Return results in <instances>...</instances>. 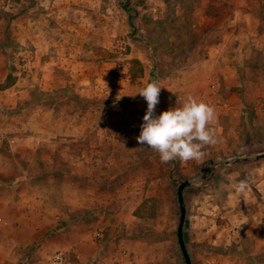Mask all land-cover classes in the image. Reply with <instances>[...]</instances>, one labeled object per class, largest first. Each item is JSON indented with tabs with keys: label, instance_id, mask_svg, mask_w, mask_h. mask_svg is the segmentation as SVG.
Returning a JSON list of instances; mask_svg holds the SVG:
<instances>
[{
	"label": "rangeland",
	"instance_id": "obj_1",
	"mask_svg": "<svg viewBox=\"0 0 264 264\" xmlns=\"http://www.w3.org/2000/svg\"><path fill=\"white\" fill-rule=\"evenodd\" d=\"M234 27L244 37L224 38V45L223 33ZM263 38L264 0H0V135L25 140L6 125L18 123L21 101L38 103L39 78L52 79L65 109L84 110L87 126L73 132L72 146L80 158L75 182L86 188L75 198L85 208L73 218L93 221L86 234L97 249L90 257L85 244L78 257L52 249L34 256L29 248L15 264H43L57 251L69 264H185L178 184L200 176L210 160L264 151ZM151 80L163 87L156 115L189 95L215 107L218 141L204 147L203 159L162 163L137 143L147 110L137 92ZM38 109L45 111L42 103ZM52 156L51 167L63 170L58 152ZM263 171L264 158L216 164L184 188L191 264H264V198L254 186ZM117 220L127 225L114 232L124 242L109 244Z\"/></svg>",
	"mask_w": 264,
	"mask_h": 264
},
{
	"label": "crops",
	"instance_id": "obj_2",
	"mask_svg": "<svg viewBox=\"0 0 264 264\" xmlns=\"http://www.w3.org/2000/svg\"><path fill=\"white\" fill-rule=\"evenodd\" d=\"M234 20L235 17L232 22ZM234 32L235 27L232 31L223 33L224 45V38L228 40L232 36L236 39L244 37L243 32ZM250 32L251 35L248 36L255 40L256 35ZM261 44L264 45V40ZM240 46L243 48L242 43ZM51 80L44 81L39 78L37 82L41 86L37 89V96L40 97L38 103H27V98L21 101V112L14 118L19 124L6 125L10 131L17 134L20 132L25 140L18 144L10 143L6 142L5 135H0V264H15L17 260L26 257V252L31 253L29 248L33 249L34 256L47 251L49 253V249L72 250L78 257H85L84 254L92 257L97 253V249H93L92 243L87 240L86 234L93 221H77L73 218L79 217L76 215L78 210L84 211L85 208H81L75 198L77 192H83L86 188L78 187L75 182V165L80 158L77 156L76 147L72 146L76 139L73 132H81L87 126L81 119L84 118V110L65 109L67 98L63 101L55 96L56 87ZM27 89L29 85L23 89L24 96L30 94ZM49 102L52 104L48 105ZM40 103L45 109L43 112L38 109ZM32 106L36 108H33L38 123L36 127L29 120V108ZM58 106L60 107L57 109ZM3 130L6 132L8 129ZM54 150L59 154L57 158L64 162V169L58 172L51 167L56 164L52 156ZM259 177L262 178L254 186L261 193V198H264V176ZM71 190L72 194L69 193ZM105 215L101 214L102 217ZM60 219L64 222L60 223ZM242 222L243 220L240 224ZM118 226L127 228L120 220L113 223L114 235L109 244L124 242L123 232L114 233ZM85 244L90 252L83 254L80 247Z\"/></svg>",
	"mask_w": 264,
	"mask_h": 264
},
{
	"label": "clouds",
	"instance_id": "obj_3",
	"mask_svg": "<svg viewBox=\"0 0 264 264\" xmlns=\"http://www.w3.org/2000/svg\"><path fill=\"white\" fill-rule=\"evenodd\" d=\"M161 88L158 81L151 80L137 92L147 102L137 143L157 152L162 163L203 159L204 147L218 141L216 129L211 126L218 116L215 107L189 95L179 106L176 101L175 107L156 115ZM240 187H245L243 182Z\"/></svg>",
	"mask_w": 264,
	"mask_h": 264
},
{
	"label": "water",
	"instance_id": "obj_4",
	"mask_svg": "<svg viewBox=\"0 0 264 264\" xmlns=\"http://www.w3.org/2000/svg\"><path fill=\"white\" fill-rule=\"evenodd\" d=\"M260 158H264V151L260 152V153H256L254 155L236 156V157L231 158V159L210 160L207 162L206 169L204 170V172L200 176L194 177L191 179L183 180L178 184V186H177V199H178L179 208H180V217H179V222L177 225V238H178L181 253H182L183 258L185 260V264H191V261H190L185 243L183 241V233H182L183 232V224H184L185 215H186L185 205L183 202L184 188H186L187 186H189L195 182H199L203 179H206L208 177V175L211 173L212 168L216 164H231V163H235V162L256 160V159H260Z\"/></svg>",
	"mask_w": 264,
	"mask_h": 264
},
{
	"label": "built area",
	"instance_id": "obj_5",
	"mask_svg": "<svg viewBox=\"0 0 264 264\" xmlns=\"http://www.w3.org/2000/svg\"><path fill=\"white\" fill-rule=\"evenodd\" d=\"M214 84V82H213ZM43 264H69L63 252L57 251L51 255Z\"/></svg>",
	"mask_w": 264,
	"mask_h": 264
},
{
	"label": "trees",
	"instance_id": "obj_6",
	"mask_svg": "<svg viewBox=\"0 0 264 264\" xmlns=\"http://www.w3.org/2000/svg\"><path fill=\"white\" fill-rule=\"evenodd\" d=\"M122 6H123V8L124 9H126V5L124 6V3L122 4ZM128 10V9H127ZM129 20H130V22H131V20H132V17H131V15H129ZM131 25H132V23H130ZM245 119H246V117H245V115H242V123H244V125H246V126H253V124L252 123H250V120L249 119H246V121H245ZM254 128V127H253ZM253 131V129H250L249 127H248V132H252ZM255 191H256V189L255 188H253Z\"/></svg>",
	"mask_w": 264,
	"mask_h": 264
}]
</instances>
